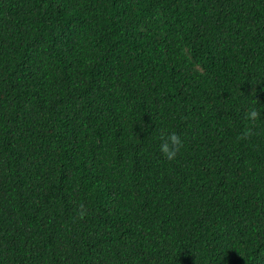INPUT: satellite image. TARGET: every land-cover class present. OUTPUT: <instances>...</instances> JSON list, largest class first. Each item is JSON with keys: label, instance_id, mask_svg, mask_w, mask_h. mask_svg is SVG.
Wrapping results in <instances>:
<instances>
[{"label": "trees", "instance_id": "trees-1", "mask_svg": "<svg viewBox=\"0 0 264 264\" xmlns=\"http://www.w3.org/2000/svg\"><path fill=\"white\" fill-rule=\"evenodd\" d=\"M0 264H264V0H0Z\"/></svg>", "mask_w": 264, "mask_h": 264}, {"label": "clouds", "instance_id": "clouds-1", "mask_svg": "<svg viewBox=\"0 0 264 264\" xmlns=\"http://www.w3.org/2000/svg\"><path fill=\"white\" fill-rule=\"evenodd\" d=\"M86 37L91 38V35H86ZM68 41L67 39L64 41ZM63 42V43H64ZM99 42L97 41L92 47L101 55V56H106L104 59H110L111 54H112V46L110 45V48L106 47L103 50L98 49ZM74 59L76 57L74 56ZM82 62V61H79ZM84 62V61H83ZM85 63V62H84ZM248 119L252 122H255L259 119L260 117V112L256 110H251L249 114H246ZM161 144H160V154L162 158L166 159L169 162H173L176 160L177 155L182 147V141L180 140L179 136L175 134H170L165 137H161Z\"/></svg>", "mask_w": 264, "mask_h": 264}]
</instances>
